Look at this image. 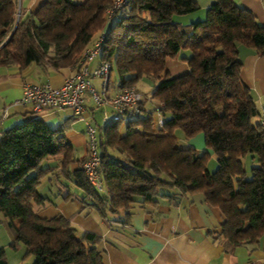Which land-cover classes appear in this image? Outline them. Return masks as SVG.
Instances as JSON below:
<instances>
[{
  "label": "trees",
  "instance_id": "1",
  "mask_svg": "<svg viewBox=\"0 0 264 264\" xmlns=\"http://www.w3.org/2000/svg\"><path fill=\"white\" fill-rule=\"evenodd\" d=\"M113 2L45 0L20 20L17 0H0V68L20 72L33 65L44 75L77 69L81 52L104 31L100 61L110 64L107 90L111 73L119 91L154 80L149 99L163 119L162 128H154V114L147 115L141 102L140 114L127 121L123 133V115L93 125L105 193L87 182L80 169L87 155L74 160L62 128L33 119L4 130L0 217L12 237L7 247H24L22 261L32 257L31 264H103L99 237L79 232L62 217L43 219L34 211L48 203L38 191L51 176L50 168L41 167L47 159L58 160L57 176L73 182L81 204L100 218L123 213L128 219L137 205L153 204L160 190L173 188L201 193L220 210L224 222L214 239L234 247L257 244L264 236V127L253 123L261 113L241 81L237 47L264 58V26L233 0H214L203 19L188 26L174 19L199 10L190 0H126L105 25ZM178 56L188 73L172 78L166 63ZM177 130L184 139L201 134L210 153L178 146ZM0 264H8L4 249Z\"/></svg>",
  "mask_w": 264,
  "mask_h": 264
},
{
  "label": "crops",
  "instance_id": "2",
  "mask_svg": "<svg viewBox=\"0 0 264 264\" xmlns=\"http://www.w3.org/2000/svg\"><path fill=\"white\" fill-rule=\"evenodd\" d=\"M44 1L17 0L19 19L23 20L36 12ZM70 1L82 4L85 0ZM190 1L196 3L199 10L175 18L176 23L184 25L182 23L192 24L202 20L205 10L214 0ZM233 2L250 11L256 21L264 26V0ZM237 50L238 59L242 63L241 81L249 89L254 104L261 113L264 109V58L242 45H238ZM179 59L178 56L166 63V69L172 78L188 73L187 65ZM100 63V57H97L89 64V68L93 69ZM75 70L72 67L60 72L49 71L44 75L33 65L20 72L15 67L0 68V115L4 109L8 110L7 118L0 122V134L12 126L38 119L48 127L62 128L64 137L73 148L74 160H83L88 149L85 124L76 120L71 111L46 110L32 115L29 108L14 103L20 98L25 83L58 88ZM116 83V77L111 73L108 96L120 92ZM90 84L96 91L100 90L99 79H91ZM84 104V117L91 125L103 122L102 110L94 106L87 94L84 96ZM260 120L256 118L253 123L260 124ZM110 122L112 120L107 119L104 123ZM197 140L189 143V146L201 154L203 147ZM76 167L73 164L70 170L73 171ZM42 168L52 170L51 176L38 188L39 193L48 198V203L43 207H35L34 211L43 219L62 217L79 232L99 237L97 249L103 264H264V236L253 246L240 247H234L224 239H214L224 217L218 208L205 202L201 193H179L176 189L165 188L160 190V195L154 199L155 203L137 205L128 219L123 213L108 215L103 219L94 209L81 204L82 193L74 187L73 182L57 176V159H47L46 166ZM11 241L12 237L0 217V249L5 250L7 263L24 264L30 257L22 261L24 247L20 246L17 251H12L7 247Z\"/></svg>",
  "mask_w": 264,
  "mask_h": 264
},
{
  "label": "built area",
  "instance_id": "3",
  "mask_svg": "<svg viewBox=\"0 0 264 264\" xmlns=\"http://www.w3.org/2000/svg\"><path fill=\"white\" fill-rule=\"evenodd\" d=\"M125 3L126 0H114L112 6L105 12V25H109L113 15L121 10ZM104 37L105 32H100L92 45L81 52L76 65L77 69L64 80L60 87L52 88L25 83L22 86L20 98L14 102L19 106L29 108L32 115H38L46 110H69L76 120L85 124L88 154L80 169L87 182L99 193H105L98 172L100 155L96 142V130L84 117V96L87 94L94 106L102 110L103 122L107 121L108 113L137 117L140 114V103L142 102L141 94L134 88L117 92L113 96L107 95V81L110 75L109 63L101 62L95 68H89V64L101 53ZM91 79L101 81L99 91H96L90 84ZM7 116L8 110L6 108L1 112L0 122ZM155 119L153 127L162 128L163 119L159 112H156ZM260 119V124L264 127V109L261 111Z\"/></svg>",
  "mask_w": 264,
  "mask_h": 264
},
{
  "label": "rangeland",
  "instance_id": "4",
  "mask_svg": "<svg viewBox=\"0 0 264 264\" xmlns=\"http://www.w3.org/2000/svg\"><path fill=\"white\" fill-rule=\"evenodd\" d=\"M181 17H183V16H181ZM176 18H180V17H176ZM182 24H184V26H188L190 23H187V24L186 23H182ZM189 31H190V29L187 30V33ZM180 55L183 57V56H188L189 54H188V52H182V54L180 53ZM98 57H100V55H98ZM179 61H181V58L179 59ZM181 62L184 63V61H181ZM155 83L156 82L154 80H151V79L150 80L142 79L141 81H139L136 84V89L138 90V92L142 96L143 107H144L147 115L151 114V113L154 114L153 118L155 117V114H156V112L154 111L156 103L151 101L149 99V97L151 96V93L153 91ZM118 117H119V115H116V114H113V113H108V119H111L112 121L114 119L118 118ZM131 118H133V117L130 116V115H123L122 116V121H121L122 123H121V127H120L121 133H123V131L125 130L127 121L129 119H131ZM175 134H176V136L178 138V142H177L178 146H180L182 148L192 147V146H189L190 145L189 143L194 142L195 140H197L196 138H200L199 140H197V142L199 143V145H201V147H203V152L210 153V150L207 149L205 147V145H204V142H203L201 134L196 135L195 137H193V139L192 138L191 139H184L182 137V135H181V132L178 131V130L175 132ZM45 166H46V161H43L42 164H41V167H45ZM215 167H216V165H215V162H214V158L211 157V159L208 162V169H209V171H213L215 169ZM32 261H33V258L30 257L24 264H31Z\"/></svg>",
  "mask_w": 264,
  "mask_h": 264
}]
</instances>
